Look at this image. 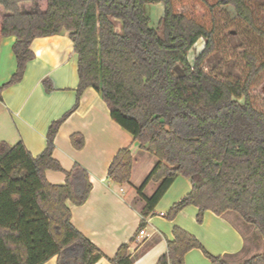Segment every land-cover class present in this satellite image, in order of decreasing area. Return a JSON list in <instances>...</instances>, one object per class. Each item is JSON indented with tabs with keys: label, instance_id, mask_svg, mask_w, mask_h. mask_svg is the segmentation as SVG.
Returning a JSON list of instances; mask_svg holds the SVG:
<instances>
[{
	"label": "trees",
	"instance_id": "trees-1",
	"mask_svg": "<svg viewBox=\"0 0 264 264\" xmlns=\"http://www.w3.org/2000/svg\"><path fill=\"white\" fill-rule=\"evenodd\" d=\"M155 3L164 5L156 28L145 12L146 5ZM223 6H232L264 35L246 0H0V43L6 36L17 37L18 63L12 78L0 86V101L4 88L22 80L35 57L31 44L37 37L67 30L80 77L75 106L51 124L41 154L33 155L23 141L11 145L0 140V264H43L55 255L59 264H94L106 256L73 225L67 204L87 200L92 189L87 170L76 163L65 171V184H53L45 174L49 168L63 170L53 157L55 136L88 87L101 94L112 118L158 158L138 190L143 203L139 232L177 176L184 175L192 190L172 206L169 219L188 205L199 208V223L207 210L218 215L234 211L264 242V110L252 93L264 62L245 51L248 73L235 81L206 70L205 60L217 50L214 10ZM201 38L204 47L192 63L189 53ZM179 65L182 70L176 73ZM71 140L77 148L84 146L80 134ZM133 163L132 150L120 149L110 163L109 179L130 182ZM150 181L158 185L147 196L143 190ZM173 234L156 264H184L193 248L202 249L210 264H234L233 254H211L181 227ZM129 247L123 244L108 259L132 264ZM239 264H264V252Z\"/></svg>",
	"mask_w": 264,
	"mask_h": 264
},
{
	"label": "crops",
	"instance_id": "crops-1",
	"mask_svg": "<svg viewBox=\"0 0 264 264\" xmlns=\"http://www.w3.org/2000/svg\"><path fill=\"white\" fill-rule=\"evenodd\" d=\"M15 35L0 43V86L7 83L17 70L13 46ZM35 57L27 63L21 81L4 88L0 101V140L13 145L23 141L35 156L47 146L51 124L73 109L80 83L78 54L67 30L55 35L37 37L31 44ZM47 86L52 88L49 90ZM84 137V146H74L71 136ZM53 157L63 170L47 169L45 174L53 184H65L66 173L78 163L88 174L92 189L80 205L68 201L71 221L106 256L94 264H112L123 244L130 243L132 264H156L166 253L168 240L174 239L176 226L199 239L214 255L233 254L234 264L242 263L254 254L264 252L259 231L229 211L218 215L211 210L197 221L199 208L188 205L174 218L166 214L172 206L192 190L190 178L179 175L148 217L147 226L139 232L143 216L138 190L154 168L158 158L141 147L133 135L111 116L101 94L93 87L81 94L78 106L60 125L55 136ZM130 148L134 163L130 182L118 184L108 177L111 161L120 149ZM158 183L150 181L143 193L150 196ZM136 203V204H135ZM240 218V219H239ZM250 236L259 234L255 241ZM141 231V230H140ZM254 235V236H253ZM133 239V240H132ZM132 240V242H131ZM253 242L251 243V241ZM200 248L185 255L184 264H210ZM43 264H59L58 255Z\"/></svg>",
	"mask_w": 264,
	"mask_h": 264
},
{
	"label": "rangeland",
	"instance_id": "rangeland-1",
	"mask_svg": "<svg viewBox=\"0 0 264 264\" xmlns=\"http://www.w3.org/2000/svg\"><path fill=\"white\" fill-rule=\"evenodd\" d=\"M246 1L252 8L257 27L264 33V0ZM200 11L203 13L202 10ZM145 12L150 19L151 27L156 28L159 19L164 14V5L162 3L148 4ZM214 18L217 30V50L205 60L204 66L206 70L225 80L244 79L248 73L245 51L256 53L259 62H264V35L256 32L239 18L232 6L217 7L214 10ZM116 29L119 32L122 31L121 21H116ZM204 44L205 40L201 38L190 51L189 59L192 63L202 51ZM175 70L179 73L182 67L179 65ZM252 93L256 105L264 110V70L256 80ZM231 214L238 217L234 211ZM246 232L249 236L251 235L250 231L246 230ZM259 237L257 233V236H250V239L254 238L257 241Z\"/></svg>",
	"mask_w": 264,
	"mask_h": 264
},
{
	"label": "built area",
	"instance_id": "built-area-1",
	"mask_svg": "<svg viewBox=\"0 0 264 264\" xmlns=\"http://www.w3.org/2000/svg\"><path fill=\"white\" fill-rule=\"evenodd\" d=\"M140 233H141V234H145V230H141Z\"/></svg>",
	"mask_w": 264,
	"mask_h": 264
}]
</instances>
